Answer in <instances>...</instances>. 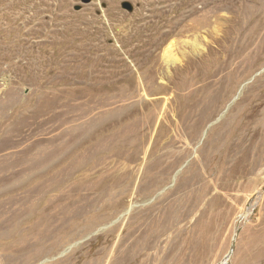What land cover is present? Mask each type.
<instances>
[{
  "label": "rangeland",
  "instance_id": "374dc122",
  "mask_svg": "<svg viewBox=\"0 0 264 264\" xmlns=\"http://www.w3.org/2000/svg\"><path fill=\"white\" fill-rule=\"evenodd\" d=\"M9 1L0 264L117 263L152 207L175 263L264 264V151L218 154L249 100L264 114V0Z\"/></svg>",
  "mask_w": 264,
  "mask_h": 264
},
{
  "label": "bare ground",
  "instance_id": "6f19581e",
  "mask_svg": "<svg viewBox=\"0 0 264 264\" xmlns=\"http://www.w3.org/2000/svg\"><path fill=\"white\" fill-rule=\"evenodd\" d=\"M186 2L187 0H183L182 4ZM12 4H14V0L8 2V6H11ZM196 11H198V9L193 7L188 13L181 15L178 20L174 22L172 21L174 29L170 30V32H174L175 30L178 32L188 30L190 26L187 23V20L189 19V16L193 15ZM154 43L157 45L158 40H154ZM173 45L174 43L170 42L164 48L162 59L166 63L173 64L178 61V58L173 53ZM262 101L263 97H260L257 101L254 99L249 100V103L245 107L246 110L239 114L238 120L235 122L234 126L232 129H230L226 136L225 143L222 145L221 149H219L221 150V152L218 153L220 157L238 160L239 155L237 154L239 153L240 149L247 147L251 149L253 148L255 153H262V151H264V138H260L262 135H264V114L259 115L260 113L258 114L257 112V108ZM196 116L197 115L193 116V114H191L189 118H195ZM202 123L203 122H200V124L198 123V127ZM99 187L100 186L96 185L95 187L92 186L91 193L98 194L97 191ZM128 189L129 187L126 186L125 190L128 191ZM93 197H96V195H93ZM97 198L98 197L94 199V202L97 200ZM118 200L120 201V199ZM89 203L90 202H87L86 205H89ZM97 208L99 212L107 211V202H100L99 197ZM141 214L142 215H137V218L144 217V220L141 222V224L132 229L128 228L126 234L120 240L119 245L122 252L120 253L119 262L111 264H177L179 262L180 254L177 256V263L173 261L176 255L172 258L175 247L168 245V243L165 245L161 244L165 234L162 233L164 231H162V227L160 228L159 226L163 224V222L164 225H166L163 216L155 213L154 207L150 208L149 210H142ZM149 218L153 219V223L156 222L157 227L156 229H148L149 232H147L148 230L142 226ZM151 230H153L154 233H151ZM163 235L164 237H162ZM183 250L184 248L182 247L180 252L181 256L183 255ZM107 251L108 248L103 247L98 252L101 253L102 256H100L98 259L99 261L94 262V264H101L104 258L103 256H105ZM184 258H186V256Z\"/></svg>",
  "mask_w": 264,
  "mask_h": 264
},
{
  "label": "water",
  "instance_id": "95a60500",
  "mask_svg": "<svg viewBox=\"0 0 264 264\" xmlns=\"http://www.w3.org/2000/svg\"><path fill=\"white\" fill-rule=\"evenodd\" d=\"M89 1L90 0H82L83 3H88ZM121 6L124 9L128 10V11H132L133 10V5L129 1H127V0L122 1ZM75 9H80V6L79 5H76L75 6Z\"/></svg>",
  "mask_w": 264,
  "mask_h": 264
}]
</instances>
